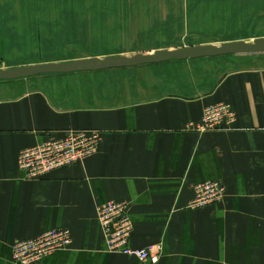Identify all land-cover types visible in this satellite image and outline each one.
<instances>
[{
	"label": "crops",
	"instance_id": "0c3cea01",
	"mask_svg": "<svg viewBox=\"0 0 264 264\" xmlns=\"http://www.w3.org/2000/svg\"><path fill=\"white\" fill-rule=\"evenodd\" d=\"M118 4L120 30L128 12ZM82 30L75 34L84 50ZM121 35L101 37L103 51L86 57L170 49L136 50L137 39ZM28 47L22 41L16 53L37 54ZM228 56L0 80V264H14V240L54 228L70 231V246L35 264H152L106 251L97 208L111 200L128 202V245L155 246L154 264H264V54ZM10 67L0 58V69ZM219 102L235 113L231 128L194 130ZM70 129L98 131L97 151L25 178L20 151ZM206 180L224 186L223 198L187 208Z\"/></svg>",
	"mask_w": 264,
	"mask_h": 264
},
{
	"label": "rangeland",
	"instance_id": "374dc122",
	"mask_svg": "<svg viewBox=\"0 0 264 264\" xmlns=\"http://www.w3.org/2000/svg\"><path fill=\"white\" fill-rule=\"evenodd\" d=\"M118 3L127 6L120 7L121 11L128 12L127 23H122L120 30L116 24ZM0 21V58L18 67L19 62L27 66L50 59L67 62L93 56L103 51V39L122 33L126 43L137 39L140 46L136 50L148 46L174 49L219 45L234 40L252 42L264 38V0H0ZM19 24L31 32L19 33ZM79 25L82 40L87 39L84 50L79 49L80 39L75 34ZM64 28H71L70 36ZM22 41L37 54L19 56L16 47ZM41 51L52 54L41 55Z\"/></svg>",
	"mask_w": 264,
	"mask_h": 264
},
{
	"label": "built area",
	"instance_id": "2783aa9c",
	"mask_svg": "<svg viewBox=\"0 0 264 264\" xmlns=\"http://www.w3.org/2000/svg\"><path fill=\"white\" fill-rule=\"evenodd\" d=\"M235 113L230 105L219 102L204 109L200 121L193 129L202 133L214 129H230ZM101 135L92 129H70L60 138L50 137L20 151L17 165L23 176L37 179L51 171L83 161L97 151ZM193 198L187 208L196 209L216 203L224 196V186L216 180L196 183ZM126 201H107L97 208V221L104 235L105 249L111 253H122L148 261L158 260L155 246L140 249L129 247L132 222ZM71 234L66 228H54L35 237L16 239L12 244L11 260L14 264H35L41 259L70 246Z\"/></svg>",
	"mask_w": 264,
	"mask_h": 264
},
{
	"label": "water",
	"instance_id": "95a60500",
	"mask_svg": "<svg viewBox=\"0 0 264 264\" xmlns=\"http://www.w3.org/2000/svg\"><path fill=\"white\" fill-rule=\"evenodd\" d=\"M264 54V38L252 42L234 40L219 45L206 43L174 49H158L152 53H136L117 57H85L67 62L39 63L27 66L0 69V80H13L23 77L50 73H72L98 71L111 68L133 67L171 60H188L226 55Z\"/></svg>",
	"mask_w": 264,
	"mask_h": 264
}]
</instances>
